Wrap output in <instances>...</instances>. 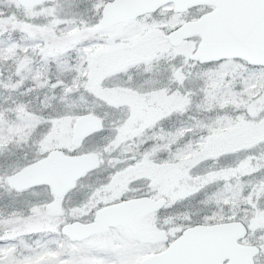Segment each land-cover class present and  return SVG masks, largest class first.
<instances>
[{
	"label": "snow or ice",
	"instance_id": "obj_1",
	"mask_svg": "<svg viewBox=\"0 0 264 264\" xmlns=\"http://www.w3.org/2000/svg\"><path fill=\"white\" fill-rule=\"evenodd\" d=\"M0 264H264V0H0Z\"/></svg>",
	"mask_w": 264,
	"mask_h": 264
}]
</instances>
